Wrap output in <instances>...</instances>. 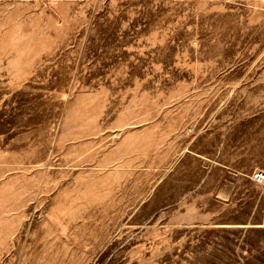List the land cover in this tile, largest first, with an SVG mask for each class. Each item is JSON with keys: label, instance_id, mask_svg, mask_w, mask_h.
Segmentation results:
<instances>
[{"label": "rangeland", "instance_id": "rangeland-1", "mask_svg": "<svg viewBox=\"0 0 264 264\" xmlns=\"http://www.w3.org/2000/svg\"><path fill=\"white\" fill-rule=\"evenodd\" d=\"M261 171L264 0H0V264H255Z\"/></svg>", "mask_w": 264, "mask_h": 264}, {"label": "crops", "instance_id": "crops-1", "mask_svg": "<svg viewBox=\"0 0 264 264\" xmlns=\"http://www.w3.org/2000/svg\"><path fill=\"white\" fill-rule=\"evenodd\" d=\"M211 248H219L220 246L217 245H212L210 246ZM224 249L227 248L225 251L227 252H246V251H252L254 252L253 255H239V258L242 259L244 263L248 262V260H252V262H254L255 264H262L264 259V254L262 255L261 253L264 252V244H260V245H251V244H238V245H234L233 247L232 246H228V245H223L222 246ZM211 251H213L211 249ZM250 262V261H249Z\"/></svg>", "mask_w": 264, "mask_h": 264}, {"label": "built area", "instance_id": "built-area-1", "mask_svg": "<svg viewBox=\"0 0 264 264\" xmlns=\"http://www.w3.org/2000/svg\"><path fill=\"white\" fill-rule=\"evenodd\" d=\"M253 180L256 182V183H259V184H264V172H257L254 174L253 176Z\"/></svg>", "mask_w": 264, "mask_h": 264}, {"label": "bare ground", "instance_id": "bare-ground-1", "mask_svg": "<svg viewBox=\"0 0 264 264\" xmlns=\"http://www.w3.org/2000/svg\"><path fill=\"white\" fill-rule=\"evenodd\" d=\"M4 223V222H3ZM19 238V237H18ZM33 248V247H32ZM38 247H37V245L33 248L34 250H36Z\"/></svg>", "mask_w": 264, "mask_h": 264}]
</instances>
